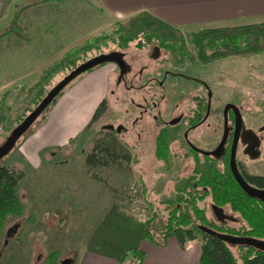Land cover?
Returning <instances> with one entry per match:
<instances>
[{"label": "rangeland", "instance_id": "rangeland-1", "mask_svg": "<svg viewBox=\"0 0 264 264\" xmlns=\"http://www.w3.org/2000/svg\"><path fill=\"white\" fill-rule=\"evenodd\" d=\"M8 7V14L0 18V33L16 19L24 29L26 42L30 43L12 35L0 41V145L12 127L17 125L19 118L28 113L27 108L32 107L31 102L37 91L42 87L47 92L69 72L72 66H67L71 59L68 57L67 60V53L99 36L105 37L94 43L97 48L80 51L75 56H80L75 63L98 53L120 49L114 42L118 36L114 31L118 22L123 21L108 17L91 0H10ZM181 32L184 37L182 49L195 52L193 40L198 31ZM169 44L174 48L179 47L178 43ZM41 45L47 47L43 49ZM134 45L130 44L127 50ZM36 47L40 60L36 62L35 68L26 70L34 63L31 57ZM221 47L220 43L216 44V48ZM211 51L206 50L207 53ZM130 53L134 54L133 49ZM53 64L57 65V71L48 75L49 79L42 81L41 86L35 87L42 73ZM153 68L152 62L149 71ZM176 70L192 79L186 80L181 88L173 86L167 90V97L172 102H178L192 89L201 90L196 83L199 79L211 91L214 113L210 120L215 125V132L204 131L199 134L198 145L206 149L217 143L222 126V108L226 103H233L241 110L244 125L258 130L263 136L258 158L245 159L240 152L237 158L244 162L249 173L264 174V52L225 56L207 63L186 62ZM143 76L146 77L147 72ZM116 77V73L110 76V88L106 96L108 112L87 130L79 132L77 139L68 142L63 148L50 147L38 153L40 165L36 168H31L25 159L18 157L19 146L53 108L55 99L1 159L4 165L23 173L18 184L23 213L7 221L4 242L0 248V264H45V257L52 250H58L61 259L56 264H62L64 257L71 253V245H80L85 234V229L78 226L91 225L96 220L98 222L113 201L142 221L150 218L154 212L159 214V218L165 219L163 202L175 199L177 190H182L191 176L195 165L190 157L192 154L183 149L179 131L173 128L167 140L168 163L156 157L153 131L150 129L154 121L144 115L135 126L131 125V119L126 123L117 111L125 106L120 97L134 90L125 92ZM147 88L151 89V85L144 90ZM130 108L133 112V107ZM107 123L113 126L126 123L128 126L118 136L131 153L127 170L114 166L89 170L85 165V156L92 149V140L103 130L102 125ZM145 128L150 130L148 135L145 134ZM195 136L198 137V134ZM199 164L201 170H207L210 166L219 167L218 163L201 159ZM112 188L116 189V196ZM200 205L210 213L208 203ZM102 209L103 212H100ZM91 211L98 213L94 216L90 214ZM65 219L68 222L61 223ZM54 222L58 223L55 227ZM197 239L201 242L199 236ZM233 251L236 253L235 248Z\"/></svg>", "mask_w": 264, "mask_h": 264}, {"label": "trees", "instance_id": "trees-1", "mask_svg": "<svg viewBox=\"0 0 264 264\" xmlns=\"http://www.w3.org/2000/svg\"><path fill=\"white\" fill-rule=\"evenodd\" d=\"M9 1L2 0L0 14L3 13ZM114 32L118 34L114 42L120 49L132 43L139 46L154 44L170 48L175 54L181 56L182 60L200 63H207L225 56H247L264 52V22L199 30L194 34L195 52L182 49L184 37L180 30L147 11H141L118 22ZM23 33L25 32L19 21L13 19L5 31L0 34V41L12 35L26 42L27 38ZM104 37H95L91 42L67 53V60L71 57L67 62L68 67L72 66L69 71L81 63H75L80 57H75L76 54L97 48L94 43ZM170 42L178 43L179 47L170 46ZM217 43L221 44V49L216 48ZM207 49L212 51L207 53ZM57 65L49 66L39 77L35 87L41 86L42 81L49 79L48 75L57 71ZM63 90L56 98L62 94ZM45 92L42 87L37 91L31 102L32 107L27 108L28 113L40 102ZM105 104V99L98 104L85 130L100 118L105 111ZM27 114L22 115L17 124ZM79 136L80 134H77L69 142ZM155 154L159 160L168 163L169 150L163 134L156 139ZM130 160L131 153L118 135L113 131L101 130L92 140V149L85 156V165L89 170L96 167L113 166L127 170ZM199 163L197 162L192 168L191 176L182 190H177L175 199L163 202L166 210L165 219L159 218V214L154 212L150 218L142 221L113 201L87 238L86 249L89 252L115 259L119 264H141L144 252L139 248V244L144 239L161 245L169 237L174 236L180 245L184 246L187 241L199 236L201 238L200 264H264L263 251L251 246L230 245L199 229L200 225H204L216 232L264 240V203L248 196L240 188L227 164L222 167L210 166L207 170H201ZM92 175L99 178L96 174ZM22 176V172L0 162V248L4 242L3 235L7 221L10 218L20 217L23 213V203L18 194V184ZM249 180L258 187H264V176H251ZM111 191L116 196V189L112 188ZM204 202L209 204L210 213L200 205ZM212 206L222 209L223 213L232 217L233 220H218L213 213ZM60 259L58 250H52L45 257L44 262L45 264H56L60 262Z\"/></svg>", "mask_w": 264, "mask_h": 264}, {"label": "crops", "instance_id": "crops-1", "mask_svg": "<svg viewBox=\"0 0 264 264\" xmlns=\"http://www.w3.org/2000/svg\"><path fill=\"white\" fill-rule=\"evenodd\" d=\"M91 1L95 7L113 20H125L141 11H147L180 31H199L206 28L233 27L264 22V0ZM1 4L2 0H0V6ZM8 5L9 3L0 14V18L8 14ZM26 43H30V41ZM44 45H41L40 48L47 47ZM37 47L36 50L32 49L33 57L31 59L34 60V63L32 61L33 64L26 70L35 68L36 62L40 60ZM48 47L50 46L48 45ZM111 65L115 64L110 62L100 64L71 81L65 87L66 90L56 98L53 108L19 146L18 157L25 159L31 168H36L40 165L38 153L50 147L63 148L67 146L69 140L89 123L98 104L106 99L110 88V76L117 71L116 66ZM45 68H42V71ZM23 74L26 75L25 71ZM22 77L25 78L23 75ZM96 212L98 213V211H91L90 214L95 216ZM66 219L61 223H67ZM96 223L97 220L91 225L78 226L80 229H85V234L82 235L80 245H78L79 243L71 245V253L68 255L69 257H64L62 264H119L115 259L89 252L86 249L89 231ZM53 224L55 227L58 223L54 222ZM49 225L51 226V224ZM139 248L144 252L141 264H200L201 242L197 238L187 241L184 246H181L174 236L169 237L161 245L144 239L140 241Z\"/></svg>", "mask_w": 264, "mask_h": 264}, {"label": "flooded vegetation", "instance_id": "flooded-vegetation-1", "mask_svg": "<svg viewBox=\"0 0 264 264\" xmlns=\"http://www.w3.org/2000/svg\"><path fill=\"white\" fill-rule=\"evenodd\" d=\"M129 47V46H128ZM124 49L112 50L121 53L124 61L125 72L120 74V69L115 64L117 71V81L120 87H123L125 92L134 90L132 93H125L120 97L125 103L123 108L117 111L121 117L126 120V123L131 121V125L135 126L138 120H142L144 115H148L154 121L150 129L153 131V139L163 134L166 142L171 136L172 129L176 128L179 131L180 141L183 142V149L189 154L193 163L206 161L218 163L219 167L228 165L229 171L233 174L229 167L231 147L235 138L237 137L235 147V159L239 173L250 185L258 187L255 183L249 180L251 176H264V174L249 173L245 167L244 162L237 158L240 152L245 159L258 158L261 154L260 146L262 144L263 136L258 130L246 127L243 123V118L240 126L235 124V113L232 109H228L226 116L224 115V106L222 108V126L219 130V139L212 148H204L198 145L199 134L204 131L215 132V125L211 122L210 118L214 113L212 107V96L208 86L203 80H198L196 83L201 87V90L192 89L184 95L178 102H172L167 97V90H171L173 86L181 88L184 86L186 80L192 79L191 76L176 70L179 66L186 62L194 63L196 61L182 60L181 56L175 54L170 48L158 45H134L132 48L134 54ZM127 50V51H126ZM111 52V51H110ZM154 63V68L149 71L151 63ZM147 72V76H143ZM160 76V77H159ZM194 80V78H193ZM151 85V89L144 88ZM144 90V91H143ZM106 100V99H105ZM109 103L106 100V108L100 118L108 112ZM133 107V112L130 107ZM202 106L204 108H202ZM201 108V109H199ZM116 111V110H115ZM241 114V110H240ZM123 123L121 126H113L112 129H105V126L113 125L107 123L102 125L104 131H113L119 137L122 131H126L128 126ZM120 124V123H119ZM130 125V126H131ZM145 134H149L150 130L145 128ZM263 128H260L262 130ZM198 134V137L195 135ZM225 138L224 145L218 155L204 154L202 151H213L217 148L221 140ZM149 139V138H147ZM168 146V145H167ZM234 178V177H233ZM261 189H264L262 187ZM229 216V215H228ZM233 220V218H227ZM226 220V219H224Z\"/></svg>", "mask_w": 264, "mask_h": 264}, {"label": "water", "instance_id": "water-1", "mask_svg": "<svg viewBox=\"0 0 264 264\" xmlns=\"http://www.w3.org/2000/svg\"><path fill=\"white\" fill-rule=\"evenodd\" d=\"M114 63L117 64L120 69V74L123 75L125 72L124 61L121 57V53L117 51H111L106 53H100L95 56L88 58L87 60L81 62L76 65L73 69H71L67 74H65L56 84H54L42 97L40 102L16 125L14 126L8 136L5 138L4 142L0 145V159L6 156L12 148L15 146L17 140L25 134L32 124L37 120V118L42 114V112L46 109V107L55 100L56 96L61 92L71 81H73L76 77L81 75L82 73L100 65L103 63ZM211 92H209L210 96ZM232 109L235 113V124L236 126H240L242 118L240 114V109L233 103H226L224 106V115L226 116L227 110ZM113 125L105 126V129H112ZM225 138L221 140L218 144L217 148L213 151H202L204 154L218 155L217 152L221 150L224 145ZM237 137L235 135L232 147H231V155L229 161V167L233 174V177L240 188L250 197L256 198L259 201L264 203V189L254 187L250 185L242 175L239 173L236 159H235V147H236ZM212 210L214 215L218 220H224L227 218H231L228 215H225L222 209L212 206ZM199 229L211 236H215L230 245H245L257 248L264 252V240L256 239L249 236H236L231 234H225L216 232L215 230L200 225Z\"/></svg>", "mask_w": 264, "mask_h": 264}]
</instances>
